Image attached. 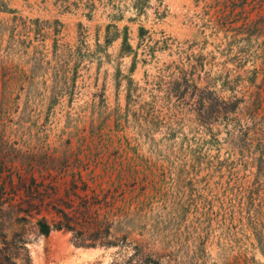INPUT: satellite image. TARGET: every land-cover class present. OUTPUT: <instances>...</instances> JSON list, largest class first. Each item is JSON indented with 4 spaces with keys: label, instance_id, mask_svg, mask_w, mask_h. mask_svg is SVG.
I'll list each match as a JSON object with an SVG mask.
<instances>
[{
    "label": "rangeland",
    "instance_id": "374dc122",
    "mask_svg": "<svg viewBox=\"0 0 264 264\" xmlns=\"http://www.w3.org/2000/svg\"><path fill=\"white\" fill-rule=\"evenodd\" d=\"M1 5L0 264H264V0Z\"/></svg>",
    "mask_w": 264,
    "mask_h": 264
},
{
    "label": "trees",
    "instance_id": "16d2710c",
    "mask_svg": "<svg viewBox=\"0 0 264 264\" xmlns=\"http://www.w3.org/2000/svg\"><path fill=\"white\" fill-rule=\"evenodd\" d=\"M160 2H162L163 0H158ZM150 2L151 0H131V7L132 9L135 11L136 15H142L144 14V12L146 11V9L149 7L150 5ZM7 11V12H12L11 9H9L6 5H1L0 6V11ZM90 16V15H88ZM127 29V28H126ZM145 31V29L142 27L140 29V34L141 32L143 33ZM122 51L123 53H130V52H133V48H132V45L130 44V41H129V37H128V34L127 32L125 33V35L122 37ZM132 92L130 91L129 93V96H131ZM62 214V218H63V221L60 222L59 224L55 225V226H51L49 225L46 221L44 220H41L39 223H38V227H39V232L41 235L43 236H48L51 231L53 229L55 230H67V231H70L72 233H74V228L73 226L71 225V218L64 212H60ZM259 215V214H257ZM256 236H258V242H260V245H262V240H263V237L262 235H260L259 233H256ZM75 234L73 236V238L75 239ZM74 244L76 247H79V248H92V247H95L96 245L94 244H90V245H85L84 243H81V242H78V241H75L74 240ZM101 246L103 247H111V246H114L113 243H107V244H102ZM142 264H161L158 260L152 258V257H147Z\"/></svg>",
    "mask_w": 264,
    "mask_h": 264
}]
</instances>
